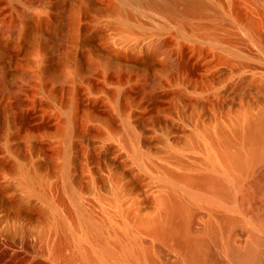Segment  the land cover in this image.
<instances>
[{
  "label": "rangeland",
  "instance_id": "374dc122",
  "mask_svg": "<svg viewBox=\"0 0 264 264\" xmlns=\"http://www.w3.org/2000/svg\"><path fill=\"white\" fill-rule=\"evenodd\" d=\"M206 1L185 18L0 0V264H114L96 250L120 256L117 232L156 215L163 178L222 171V90L264 83V27L243 32L264 5Z\"/></svg>",
  "mask_w": 264,
  "mask_h": 264
},
{
  "label": "bare ground",
  "instance_id": "6f19581e",
  "mask_svg": "<svg viewBox=\"0 0 264 264\" xmlns=\"http://www.w3.org/2000/svg\"><path fill=\"white\" fill-rule=\"evenodd\" d=\"M118 2L185 18L208 6L206 0ZM262 27L264 16H258L254 28L243 30L245 37L258 43ZM226 45L233 58L241 59ZM241 85L222 90V171L192 168L163 178L165 192L157 199L156 215L120 228L113 245L121 249V257L99 247L93 262L264 264V83L258 89ZM134 230L144 234L140 245Z\"/></svg>",
  "mask_w": 264,
  "mask_h": 264
}]
</instances>
